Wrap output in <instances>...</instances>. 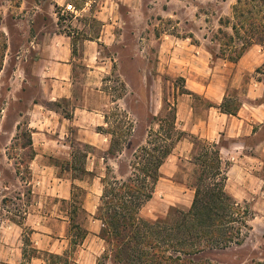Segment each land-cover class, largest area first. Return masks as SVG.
<instances>
[{"label":"crops","instance_id":"0c3cea01","mask_svg":"<svg viewBox=\"0 0 264 264\" xmlns=\"http://www.w3.org/2000/svg\"><path fill=\"white\" fill-rule=\"evenodd\" d=\"M17 1L0 0V33L5 37V17L17 24L21 22L15 17L19 12L37 16L46 4L47 17L52 26L57 27L52 9L71 5L65 4L66 0H25V6L17 5ZM137 3L140 0H81L77 9L71 5L75 10L71 13V23L86 35L76 45L66 33L44 30L36 32V37L27 39L25 45L16 49L10 41H5L0 78L6 59L13 61L14 69L8 75L9 101L0 107V139L5 144L11 143L19 118L25 120L31 140L27 169L34 203L32 211L24 212L19 223L11 210L14 204L7 205L3 201L6 195L3 192L10 193L11 185H2L1 170L4 168L16 175V164L4 145L0 148V264H97L107 251L100 236L102 223L96 214L106 166L116 157L109 153L112 135L101 131L107 127V121L99 86L108 74L110 63L102 51L119 43L116 31L122 22L120 9L134 7ZM90 18L100 23L94 37L88 32ZM188 40L167 36L159 40L155 51L156 73L165 64L169 67L166 73L174 76L171 71H175L176 66L188 94L177 97L175 103V127L184 137L158 168L154 197L147 206L156 203V198L165 204L161 205L160 213L143 208L139 216L146 221L162 218L164 208L180 207L184 200L187 207L179 210L189 209L193 192L177 183L174 177L181 170L182 159L191 158V138L215 144L225 167V191L235 201L264 185V101L256 102L262 98L264 87L250 78L236 114H227L221 109L228 97L229 82L233 84L240 73L254 72L264 63V55L255 48L249 49L232 64L235 70L229 73V64L220 58L213 60L211 56L202 55ZM251 54H257L255 60L243 65ZM184 59H197L202 64L188 67ZM77 64L85 70L79 89L75 88L79 84ZM30 78L36 82L32 94L27 91L31 87ZM192 96L200 97L203 104H194ZM19 100L24 103L22 114L11 115L10 106ZM74 190L82 191L81 200H76ZM47 203L52 211H44ZM62 204L67 209L61 210L59 205ZM78 211L86 216L83 225L75 220ZM73 225L85 231L83 239H77ZM30 252L35 254L30 255Z\"/></svg>","mask_w":264,"mask_h":264},{"label":"rangeland","instance_id":"374dc122","mask_svg":"<svg viewBox=\"0 0 264 264\" xmlns=\"http://www.w3.org/2000/svg\"><path fill=\"white\" fill-rule=\"evenodd\" d=\"M80 2L81 0H66L65 4L71 3L77 9ZM37 3L41 5L39 2ZM21 4L27 5L25 0H18L17 5ZM250 4V0H140V3L134 7L120 9L122 22L121 27H117L116 31L119 43L117 42L112 47L102 51L103 56L107 57L110 63L108 64V74L102 78L99 86L103 92L102 101L106 106L105 117L107 121V127L101 131L112 135L113 145L109 153L116 157L107 164L105 169L103 185L106 188L107 184L114 182V180L126 182L130 177L134 178L135 174V176L145 180L146 188L150 190L153 187V180L152 177L144 175V169L148 168V174L153 176L152 172L156 169L154 163L156 157L160 156L161 150L166 147L174 148L179 139L184 137L175 126H171L172 117L175 114L176 99L183 94H188V92L184 89V80L176 73V66L175 71H171L174 76L166 73L169 67L165 64L162 65V70L160 68L158 74L156 73L158 64L155 59V51L159 40L167 36L179 39L187 38L189 39L188 42L198 47V51L202 55L211 56L213 60L220 58L229 64L227 72L230 73L235 68L232 67L233 62H229L227 58L234 57L243 43L242 32L235 34L231 28L236 23L234 9L242 7L243 10H248L251 9ZM42 6L43 11L37 16H33L30 12H19L15 17L21 19V22L17 24L12 23L8 17L4 18L3 23L7 31L6 37L0 33V62L3 61L5 55V41H10L16 49L19 45L20 47L25 45L27 39L36 37V32L39 30H44L43 32L47 33H66L72 37L75 45L76 42L86 37L74 24L72 25L71 16L73 14L65 11V9L53 8L57 19V27H53L47 17V5L43 4ZM262 8L264 11V7ZM87 24L90 26L89 34L92 37L97 35L100 23L90 18L89 21L87 20ZM218 30H222L233 37V42L225 47L224 44L229 40H224L219 35ZM251 48L259 50L264 55V49L255 44L249 45L243 55ZM76 50L77 48L74 47L75 55H77ZM222 55L225 56L224 59L221 57ZM256 57L257 54L249 55L243 65L250 62L251 59L255 60ZM6 60L5 70L0 78V91H2L0 107L9 101L6 94V91L10 89L8 75L14 69L13 61ZM184 60L188 63L185 64L188 67L202 64V61L197 59ZM77 67L79 74L77 83L79 84H76L75 88L79 89L81 88L80 83L84 81L81 75L84 74L85 70L81 65L77 64ZM256 69L249 74L241 75L240 73L233 84L229 82L227 102L240 103L239 100L243 98L247 88L246 84L250 78L260 82L264 87V73H257ZM29 82L31 87L27 91L32 94L36 88V82L34 78H30ZM190 99L194 104H203L198 96H192ZM259 101H264V94L256 102ZM10 107L13 108L11 115L14 112L19 115L22 114L24 103L19 100L17 104L13 103ZM13 136L9 144H5L0 139V148L6 145L8 156L16 164V175L10 174L3 168L1 181L3 186L5 184L11 185L10 193L3 192L6 194L3 201L7 205L14 204L11 210L13 214H16V220L20 223L24 217V212L32 211V204L34 203V195L31 193V180L27 169L31 152L28 147L23 148L28 136L24 119L19 118L18 130ZM190 142L193 146L191 158L182 159L179 163L181 170L174 177V180L193 192L192 186L199 170V166L196 164L197 156L204 153L206 148L203 141L191 138ZM221 169L225 171L222 164ZM154 187L153 193L155 192ZM153 193L151 198L141 206L139 212L143 208L145 211L161 212L160 208H163L161 205L165 203L158 198L154 201L156 203L147 206L154 197ZM74 194L77 201L81 200L82 191L74 190ZM243 196L242 200L236 202L241 208L247 210L246 219L250 230L247 231V236L242 245L205 251L196 256L197 260L206 261L210 264H251L252 262L264 264V185L260 189L250 191L249 194ZM185 203L187 201L184 200L180 207L169 206L168 209L164 208V215L158 219L165 218L168 213L172 212L173 214L177 208L178 210L180 208L186 209ZM49 205L50 203H47L44 211H52ZM59 208L61 210L67 209L63 204L59 205ZM171 208L174 209L169 212ZM85 219L86 216L78 211L75 218L76 222L83 225ZM26 232L28 234V231ZM26 232L23 239L24 246L27 245L25 241L27 239ZM29 254L34 255L35 253L30 252ZM111 263V253L108 248L97 264Z\"/></svg>","mask_w":264,"mask_h":264},{"label":"trees","instance_id":"16d2710c","mask_svg":"<svg viewBox=\"0 0 264 264\" xmlns=\"http://www.w3.org/2000/svg\"><path fill=\"white\" fill-rule=\"evenodd\" d=\"M250 3L251 9H234L236 23L231 28L235 34L242 32L243 43L234 57L227 58L229 62L239 60L249 45L264 49V0H250ZM218 33L224 40H229L225 47L233 42V37L226 32L218 30ZM221 57L224 59L225 56ZM1 66L2 61L0 69ZM256 72L264 73V63ZM239 105L227 102L226 98L221 109L235 115ZM174 126L175 114L171 127ZM30 145L28 134L23 148ZM203 145L206 151L197 156L199 170L192 186L193 199L186 211L176 209L173 214L168 213L165 218L155 221L139 217L141 206L152 196L159 177L158 168L173 147L164 148L156 157L153 176L148 174V168L144 169V175L153 180L150 190L146 188L145 180L135 174L126 182L114 180L107 184V188L103 185L96 218L102 223L100 236L109 248L112 264H210L197 260L196 256L205 251L242 245L250 230L247 210L225 191V171L221 169L215 144L203 142ZM73 228L77 231V239L85 237V231L78 225H73Z\"/></svg>","mask_w":264,"mask_h":264},{"label":"built area","instance_id":"2783aa9c","mask_svg":"<svg viewBox=\"0 0 264 264\" xmlns=\"http://www.w3.org/2000/svg\"><path fill=\"white\" fill-rule=\"evenodd\" d=\"M65 11L70 12V13L75 12L74 8L71 5L65 6Z\"/></svg>","mask_w":264,"mask_h":264}]
</instances>
